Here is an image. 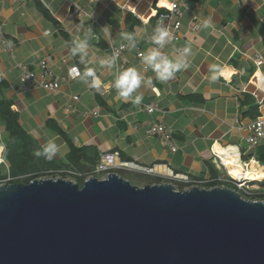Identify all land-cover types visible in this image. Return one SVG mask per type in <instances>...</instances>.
I'll return each instance as SVG.
<instances>
[{
	"label": "crops",
	"instance_id": "obj_1",
	"mask_svg": "<svg viewBox=\"0 0 264 264\" xmlns=\"http://www.w3.org/2000/svg\"><path fill=\"white\" fill-rule=\"evenodd\" d=\"M173 1L182 9L181 39L160 48L151 39L156 15ZM68 3L82 12L72 16L74 6ZM0 31L14 44L12 54L0 53V102L9 104L18 125L41 148L55 140L52 159L61 166L56 171L70 169L86 178L101 158L113 155L126 167L112 171L135 184L166 182L174 174L181 178L176 185L190 180L218 185L231 175L213 151L218 144L238 158L240 171L252 172L246 184L250 195L264 199V140L250 148L246 142L250 124L264 117V88L257 87L256 76L264 73V0H0ZM84 39L89 47L81 62L71 49ZM119 43L128 45L119 62L141 76L127 99L111 87L115 63L101 64L112 59L110 47ZM186 47L187 54L176 50ZM153 49L188 67L163 82L153 70L142 72L136 53ZM41 60L60 80L58 89L21 90L18 65L34 70ZM214 65L224 72L216 81L211 80ZM73 67L79 75L71 73ZM89 68L100 78L99 88L90 87L91 78L89 84L80 79ZM137 95L143 98L134 104ZM144 104L157 110L147 114ZM152 124L166 128L174 152L159 136L146 133ZM6 139L0 119V142ZM70 146L77 150L75 159ZM0 148V170L7 172ZM152 165L151 174L139 170Z\"/></svg>",
	"mask_w": 264,
	"mask_h": 264
},
{
	"label": "water",
	"instance_id": "obj_2",
	"mask_svg": "<svg viewBox=\"0 0 264 264\" xmlns=\"http://www.w3.org/2000/svg\"><path fill=\"white\" fill-rule=\"evenodd\" d=\"M0 264H264V200L116 173L6 184Z\"/></svg>",
	"mask_w": 264,
	"mask_h": 264
},
{
	"label": "built area",
	"instance_id": "obj_3",
	"mask_svg": "<svg viewBox=\"0 0 264 264\" xmlns=\"http://www.w3.org/2000/svg\"><path fill=\"white\" fill-rule=\"evenodd\" d=\"M74 6L73 15L76 16L80 12H82V8L72 4L68 3ZM182 15V9L180 5L177 2H172L169 6V9L161 14L156 15V26L154 31L157 28H166L170 33V40L168 44L172 45V47L176 46V44L180 41L181 35H180V17ZM198 24L193 21L192 23V29L195 30L197 28ZM128 45L125 43H119L116 46L110 47V55L113 58H115V70H116V77L111 85L117 92L118 90L114 86V82L117 78V76L123 72L124 70L128 69L123 63L119 62L120 57L124 53V51L127 49ZM14 50V44L12 41L8 40L3 33L0 31V53H10L12 54ZM177 52L182 55V51L180 49H176ZM141 51H137L136 57L141 65V71L145 72L146 70H153L150 66H147L143 60ZM261 57H257L256 61H260ZM19 69V86L21 90L31 89V88H45L50 91H56L59 87L60 80L55 76L52 68L49 66V64L45 60L39 61L36 68L34 70H30L26 68L24 65H18ZM4 78L2 74H0V81ZM73 100H77V97H72ZM142 110L147 114H152L157 110L156 105L154 104H144L142 106ZM249 132L250 134L246 138V142L248 144V147L256 146L259 141L264 140V117L259 116L257 117L249 126ZM148 135H157L160 139H162L165 143L168 144L171 151L174 152L176 148L170 143L169 137L166 132V128L161 124H152L146 131ZM126 167L124 164H121L120 162H116L114 160L113 155L105 156L100 159V161L95 166L94 173H107L110 169H119ZM156 165H152L151 167H145L140 168L139 170L144 174H151L155 171ZM49 175H55L56 177H63V174H69V175H76L74 171H48ZM181 178L178 175H170V177L167 179L166 182L162 183H168L171 185H174L176 188V182L181 181ZM222 182L229 183L235 188V191L239 193L240 197L244 199H252L250 197V191L248 187L246 186L248 179H236L231 175H227V178L224 177L222 179H219ZM190 187L196 186L200 188H205V182L202 180H190L187 182ZM177 189V188H176ZM249 197V198H248Z\"/></svg>",
	"mask_w": 264,
	"mask_h": 264
},
{
	"label": "clouds",
	"instance_id": "obj_4",
	"mask_svg": "<svg viewBox=\"0 0 264 264\" xmlns=\"http://www.w3.org/2000/svg\"><path fill=\"white\" fill-rule=\"evenodd\" d=\"M204 27H208V22H205ZM50 29L46 30L43 34L45 36L50 35ZM127 39L129 41H133V37L131 35L127 36ZM152 41L158 45L160 48H163L166 43L169 42L170 40V33L166 28H157L155 30V33L151 37ZM132 47H135L134 41L132 42ZM89 47L87 39L80 40L75 43V46L71 49L72 54H80L81 62H83L84 57L87 56V51L86 49ZM190 51L189 48H184L182 52L184 54H187ZM142 55V60L143 62L147 65L150 66L153 71L156 73L157 78L160 81H167L175 75L176 72L181 70L182 68H187L188 65L183 63V61L178 60L176 62H172L169 59H167L165 56H163L159 50L153 49L150 50V52L147 55L141 54ZM115 63V58L111 60H106V61H101V64H106L108 66H112ZM72 74L79 75V71L76 67H73L71 69ZM219 75H223L224 72L223 70L217 69L216 66H213V75L211 76L212 81H216ZM256 76L259 79V83L257 84V87L264 88V73H261L257 71ZM89 78L90 80V87L92 88H99L101 86V80L100 78L96 75L95 70L89 68L87 69L82 76H80V79L86 83L89 84ZM141 85V76L139 75L138 71L135 68H128L121 72L115 82L114 86L118 90V94L121 98L127 99L132 96V93ZM142 95H137L133 99L134 104H139L142 100ZM58 151V145L55 143V140H49L45 145L42 146V149H37L34 150V155L36 157L44 156L46 159L51 160L57 153ZM107 173L103 172V175L98 177V178H104ZM49 175V174H48ZM89 175V176H93ZM52 176V177H50ZM47 176L48 178H56V176L50 175ZM54 176V177H53ZM42 178V177H41ZM65 178V177H61ZM87 178V177H86ZM69 179V178H65ZM70 180V179H69ZM73 181V180H71ZM75 182V181H73ZM76 183V182H75ZM162 183V182H161ZM159 184V183H158ZM177 186V185H176ZM216 186H221L224 187L223 185H216ZM190 187L187 186L184 189ZM205 188H207L205 186ZM210 188V187H209Z\"/></svg>",
	"mask_w": 264,
	"mask_h": 264
},
{
	"label": "trees",
	"instance_id": "obj_5",
	"mask_svg": "<svg viewBox=\"0 0 264 264\" xmlns=\"http://www.w3.org/2000/svg\"><path fill=\"white\" fill-rule=\"evenodd\" d=\"M0 119L4 121L5 131L7 132L6 141L3 143L0 142V146H3L2 158L3 161L8 164V175L1 176L2 170H0V181H4L8 178L9 184H27L33 179L50 176L48 175V171L61 169L60 164L53 159L49 160L44 156L36 157L34 155V150L42 148L21 129L17 123V117L15 113L10 110L8 103L0 102ZM76 152L77 150L70 146V156L72 155L70 159H75L73 157L76 155ZM0 165H2V163H0ZM68 170L73 171L70 169ZM75 178L79 179L78 181L75 180V182L80 187L85 179V175L76 176ZM187 186H189L187 183L177 184L178 190H183ZM213 186L216 185H206L207 188Z\"/></svg>",
	"mask_w": 264,
	"mask_h": 264
},
{
	"label": "bare ground",
	"instance_id": "obj_6",
	"mask_svg": "<svg viewBox=\"0 0 264 264\" xmlns=\"http://www.w3.org/2000/svg\"><path fill=\"white\" fill-rule=\"evenodd\" d=\"M217 145L218 144H216V148L213 151L219 156V160L223 163V167L226 171H228V173H230L236 179H250L252 177V172L250 170L240 171L241 164L239 163L238 158L234 154L231 155V153H229V149ZM1 151L2 149L0 148V153ZM252 164L255 165V162H253ZM260 176L262 175H259V177Z\"/></svg>",
	"mask_w": 264,
	"mask_h": 264
},
{
	"label": "rangeland",
	"instance_id": "obj_7",
	"mask_svg": "<svg viewBox=\"0 0 264 264\" xmlns=\"http://www.w3.org/2000/svg\"><path fill=\"white\" fill-rule=\"evenodd\" d=\"M2 175L1 176H7L8 174H7V172H5V171H3L2 173H1ZM103 175V173H101V175H99V174H95L94 176H97V177H100V176H102ZM77 176V175H76ZM76 176H72V175H69V174H63V177H65V178H69L70 180H73V181H78L79 179H76L75 177ZM50 177H52V176H50ZM54 177V176H53ZM41 178V177H40ZM42 178H48L47 176H43ZM131 184H133V185H136V186H138V187H141L142 185H139V184H135V181H134V179H127ZM6 184H9V182H8V178L6 179V180H4V181H0V186H2V185H6ZM217 184H219V183H217ZM219 185H223L224 187H228V188H230V189H232V190H235V188L232 186V185H230L229 183H223V182H221ZM177 188V187H176ZM177 190H178V188H177ZM250 197H252L251 195H250ZM249 198V197H248ZM255 198V197H254ZM253 197H252V199H254Z\"/></svg>",
	"mask_w": 264,
	"mask_h": 264
},
{
	"label": "flooded vegetation",
	"instance_id": "obj_8",
	"mask_svg": "<svg viewBox=\"0 0 264 264\" xmlns=\"http://www.w3.org/2000/svg\"><path fill=\"white\" fill-rule=\"evenodd\" d=\"M94 171V170H93ZM109 173H116V172H114V171H112V169H110L109 171H108ZM95 174H99V175H101V173H94V175ZM117 174V173H116ZM89 175H92V173H90ZM89 175H86V176H89ZM93 175V176H94ZM97 177V176H96Z\"/></svg>",
	"mask_w": 264,
	"mask_h": 264
}]
</instances>
